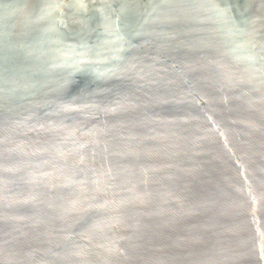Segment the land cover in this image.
Segmentation results:
<instances>
[{"label":"water","instance_id":"water-1","mask_svg":"<svg viewBox=\"0 0 264 264\" xmlns=\"http://www.w3.org/2000/svg\"><path fill=\"white\" fill-rule=\"evenodd\" d=\"M0 264H264V0H0Z\"/></svg>","mask_w":264,"mask_h":264}]
</instances>
